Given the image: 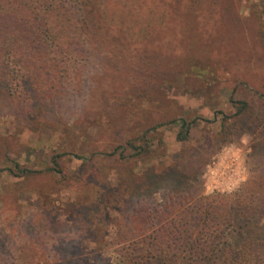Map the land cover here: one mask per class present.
I'll return each mask as SVG.
<instances>
[{"label":"rangeland","instance_id":"1","mask_svg":"<svg viewBox=\"0 0 264 264\" xmlns=\"http://www.w3.org/2000/svg\"><path fill=\"white\" fill-rule=\"evenodd\" d=\"M123 4L50 92L0 79V264H125L129 220L264 183V0Z\"/></svg>","mask_w":264,"mask_h":264},{"label":"trees","instance_id":"2","mask_svg":"<svg viewBox=\"0 0 264 264\" xmlns=\"http://www.w3.org/2000/svg\"><path fill=\"white\" fill-rule=\"evenodd\" d=\"M123 1L0 0V79L20 76L31 92H50L60 58L84 53L78 46L91 43L92 33L105 25L124 23L126 14L119 11ZM239 104L236 115L248 108L246 102ZM171 123L179 124L177 139L184 142L196 120L177 118ZM127 146L136 155L145 151L133 142ZM125 151L123 147L119 154L124 157ZM18 168L17 175L34 171ZM167 169L185 174L179 163ZM52 170L62 172L58 162ZM160 208L159 222L138 217L125 226L126 246L120 253L125 264H264V183L254 181L231 193L197 194L190 202Z\"/></svg>","mask_w":264,"mask_h":264}]
</instances>
